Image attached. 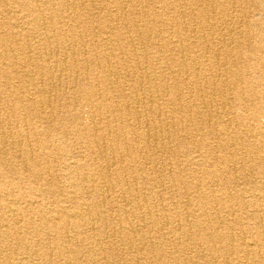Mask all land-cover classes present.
Segmentation results:
<instances>
[{
    "label": "bare ground",
    "instance_id": "1",
    "mask_svg": "<svg viewBox=\"0 0 264 264\" xmlns=\"http://www.w3.org/2000/svg\"><path fill=\"white\" fill-rule=\"evenodd\" d=\"M251 1L258 4L264 14V0ZM108 2L115 6L111 13L107 10ZM15 3H19L21 14L0 16V153L5 152L0 156L3 165L0 169V264H122L117 260L123 258L118 253L125 248L127 256L134 255L135 264H168L176 259L175 252L183 256L194 244H203L209 251L196 264L203 261L221 264L223 248L231 242L230 249L239 247L234 257L238 262L253 256L257 262L264 263V229L257 224L247 226L241 217L230 214L228 218L235 217L233 226L231 219L224 221L218 213L223 207L228 210L230 202H242L241 189L236 193L226 191L222 200L213 193L199 194L198 202H193L192 206L186 199L189 200V191L182 193L176 188L184 180L181 170L161 168L158 171L163 179L156 180L149 173L144 175L158 156L153 151L166 153L167 146L160 141L169 137L166 119L172 117L180 123L194 117L185 119L188 116L186 105L178 85L174 84L176 89L171 90L172 104L167 109L160 102L167 87L160 74L133 77L123 70L124 63L136 70L142 68V59L149 62L154 56L146 49L142 54L143 46H132L135 45L131 43L133 37L151 43L165 40L168 48L172 44L186 59L191 56V48L185 46L183 38L177 40L178 25L190 19L191 12L204 21L212 17L211 13L221 20L242 19L243 14L230 13V9L241 6V1L0 0V10L5 11ZM19 26L27 30L26 36L17 30ZM251 29V25L245 29L249 39L253 36ZM240 46L237 43L229 48L235 53V63L225 60L227 73L234 77L236 84L232 106L236 109L245 103L242 94L247 93L254 107L249 116L244 115L243 126L261 136L264 144V125L259 119L264 114V30L260 31L259 39L249 45L248 60H253V65L239 66L243 62L237 55ZM103 47L108 50L100 49ZM201 49L213 55L218 52L217 48L207 45ZM138 51L141 59L137 58L139 53L134 55ZM157 55L161 57L158 52L154 59ZM218 55L221 56L220 52ZM220 56L211 60L212 67L222 65ZM197 64H202L199 59L185 63L184 68L189 72ZM126 75L130 85L128 93L119 88ZM201 86L197 84L192 92ZM209 94L216 95L213 91L201 94L204 105L208 104ZM79 107L86 108L92 117L100 115L101 123H106L110 129L105 128L104 133L99 130L100 126L87 124L75 112L72 131L62 115ZM210 113L200 115L203 124L212 120ZM231 113L233 110L229 109L228 114ZM57 115L60 116L57 118ZM36 118H40L41 126L35 124ZM17 124L31 125L33 129L30 132L15 130ZM52 131L58 135L57 142L53 141ZM91 136L96 137L93 142L89 141ZM72 137L76 144L94 155L87 160L78 157L80 151L73 152L67 147ZM31 140L37 144H31ZM235 143L243 146L245 140L237 137ZM198 145L207 146L203 140ZM50 148L64 151L57 154L64 159L59 174L52 173V161L48 158ZM208 148L210 158L214 152L209 145ZM252 148L258 152L257 147ZM252 159L254 157L249 160ZM228 165L229 160L224 158L202 164L203 168H210L206 174L214 180H219ZM260 172L264 181V168ZM16 173L17 182L29 188L25 191L32 196L29 201L24 192L18 195L15 192ZM58 175L67 182L63 189L56 179ZM141 182L152 185L156 191L151 188L140 192L134 186ZM262 185L264 182L257 187L256 195L264 200V191H260ZM191 187L198 191L202 185ZM173 188L180 199H186L183 203L188 205L184 208L182 201H174L176 196L170 193ZM64 189L75 192L83 202L80 198H71L70 205L55 207L52 214L49 209L44 212V208H48L45 197H57L58 191L62 193ZM159 190H169L167 198L155 197ZM98 192H102L101 195ZM117 203L120 206L118 204L115 210L112 207ZM248 211L254 212L260 220L261 216L256 213L264 216V205L252 199ZM175 221L180 222L178 228L174 227ZM221 224L229 231L240 228L244 235L242 241L235 242L231 235L223 237ZM84 225L85 231L81 229ZM170 233L174 237H168ZM109 236L112 238L103 245V240ZM15 253L24 255L13 262L9 258ZM186 264L191 263L186 261Z\"/></svg>",
    "mask_w": 264,
    "mask_h": 264
},
{
    "label": "rangeland",
    "instance_id": "2",
    "mask_svg": "<svg viewBox=\"0 0 264 264\" xmlns=\"http://www.w3.org/2000/svg\"><path fill=\"white\" fill-rule=\"evenodd\" d=\"M240 1H241V6H239L236 9H230L231 11L230 13L234 16L243 14L244 18L242 19L236 20V18H234L235 20L233 19L221 20L218 16H214V14L211 13L212 17L204 21L195 17L197 15L194 12L193 13L191 12L189 15L190 19L183 21L178 25L177 31H179L180 36L177 38V40L180 39V37L183 38L181 40L185 44V46L191 48L189 52L191 56L186 57V59L184 58L180 49L178 50L174 48L172 44L171 47L168 48L167 42L165 40H156L153 43H151L150 40L142 39L138 36L133 37V41L131 43L135 45L132 46L134 47L143 46L144 49L140 50L142 54H144L143 52H145L146 49L147 53H150L149 51H151V54H154V56H156L158 52L161 53V57L159 58V56L157 55V57H155L156 59H154V56H152V59L150 58L149 62L148 61L144 62L142 59V68H139L137 70L133 68L131 64L124 63L123 70L132 74L133 77H140L141 75L144 76V78H147L149 75L150 77H153L152 76L153 74L156 75L160 74V77L163 80L162 81L163 84L167 86L164 90V95L162 96L160 102L163 104V107L167 109H170V104H172L171 98H173V94L171 90L173 89V87L176 89L174 84L178 85L179 86L178 91L181 95V98L184 101V106L186 105L185 112H187L186 115L188 116L185 117V119H190L194 117L192 120H187L184 122L181 121L180 123L175 119H173L172 117H168L166 119L165 124H167V132L169 137L167 136V139L165 140L164 138L163 139L160 138V141L162 142V144L164 143L166 144L167 154L160 151H153V149L150 150V152L153 151L155 154H158V156L148 166L147 168L148 171L146 170L147 173H144V175L147 176V174L149 173V176L152 179L154 178L156 180V178L163 179L162 174H160L159 173L160 171H158L161 168H167L170 169L171 171L181 170L184 180L183 183H180V185L176 186V188H178V191H182V193L189 191L190 193L189 200L188 198L186 199L188 203H190V205L192 206H194L193 202L194 203L198 202L199 198H197V195L199 194L213 193L217 196V198L222 200V198L225 197L226 191L236 193L241 189L242 190L241 197H243L242 202L241 203L236 201L230 202L228 209L229 211L223 207L219 210L218 212L219 215L222 216V219L224 221L231 219V223L233 224V226H235L234 218L241 217L243 219L244 224H247V226L253 227L255 224H257L258 226H261L264 229V220H263L264 216L260 213L259 214L256 213V215L261 216L260 220H258L257 216L255 217L253 215L254 212L248 211V205L250 202L252 203V199H254V201L257 202L259 205L261 206L264 205V200L260 196L256 195L258 193L257 187L260 185L261 182H264L262 181L263 174L260 172L261 168L262 169L264 168V164L261 165L260 163L261 158H263L262 161L264 162V144L262 142L261 136L255 135L253 131L248 129V127L243 126V123L245 122L244 115L249 116L251 112H253V107H254L250 105L252 102L247 98L246 96L247 93H243L242 91L243 93L242 95L245 96L244 99L245 103H242L236 109H233L232 106L234 100L233 89L236 88V84L233 80L234 77L230 76V74L227 73L228 64L226 63V61L234 62L235 53L230 50L233 46H236L237 43H240V45H242L237 50L238 53L237 55L241 56L240 60H243V62H241L239 66L244 64L247 65L253 62V60L252 61L248 60L249 59L248 56L250 55V51H251L250 46L254 44V41L259 39L260 31L264 30V14L261 13L262 9H260L259 5L258 4L255 5L254 2H252L251 0H240ZM106 4H109L107 5V10L111 13L115 8L114 4H112L111 2L110 3L108 2ZM20 8L21 7H19V3L12 4L5 11L0 10L1 11L0 16L7 17L12 13L21 14V11H19ZM155 9L157 10L156 7ZM208 13L210 16V12H207V14ZM29 22L32 23L30 21V18H29ZM255 23H260V24L256 25ZM19 25L21 26V23H19ZM249 25L252 26L251 36L252 35L253 36L251 39H249V37L246 35V30H245L246 27H248ZM20 26L17 30H19L23 36H26L27 30H22ZM122 29L125 30L124 28ZM247 44H249L250 46ZM203 45L211 46L212 48H217L218 49L217 54L213 55L210 52L208 53L203 51L201 49V46ZM100 49L103 50L106 48L103 47ZM219 52L221 56L218 55ZM138 53L139 51L136 52L134 55H137ZM218 56H220L222 65H218V66L214 65V67H212L213 64L211 60L217 59ZM137 58L138 59L142 58L140 53L138 54ZM198 59L199 62L202 63L201 65L200 64H197L196 66L194 65V67L189 72L187 69L184 68L185 63L187 62L190 63V61H194ZM251 65H253V63H251L248 66ZM257 65L259 64L257 63ZM127 78L128 76L126 75L122 79L123 81L119 86V88L123 90V92L125 93H128L129 91L128 89H130L129 81ZM144 83L145 82H142V84ZM197 84L202 86L197 88L195 92H192V89ZM136 89L137 88H135V90ZM211 91L215 92L216 95L209 94V97L206 98L208 104L204 105L203 104L204 99L201 97V94H203V92H211ZM211 99H212V103H211ZM138 109L141 110V108ZM150 109L151 111H153L152 108ZM229 109L233 110V113L228 114ZM66 112L67 113L63 114L64 116L61 113L60 115H62L65 123L71 130L74 129L71 123H73L72 115L75 112L79 113L82 120L87 122V124L100 126L101 128H99V130L103 131L104 133L107 132L104 131L105 128L110 129V126H107L106 123L105 124L101 123V120L99 118L100 115L92 117L91 115H89L88 111L84 107L81 108L79 107L78 109L72 110L70 112L68 111ZM205 112L208 113L212 112L210 113L212 114V118H211L212 120L207 121V124H203V122L200 119L201 118L200 115H202ZM60 115H57L56 117L58 118ZM228 118L230 119L227 120ZM259 119L261 120V123L264 125V114L260 115ZM34 121L35 124L39 125L41 120L40 118L38 119L36 118L34 119ZM41 125L42 124H40V126ZM221 125H224L226 129L223 130ZM14 129L15 130L24 129L25 132H30V130H32L33 128L31 125L26 126V125L17 124ZM51 133L53 135L52 136L53 141L57 142L55 140H57L58 135L54 131H52ZM237 137L239 138L240 141L245 140V144L243 146L235 143ZM94 138L96 137L91 136L89 141L93 142ZM72 139L73 137L70 140L71 142L70 141L68 142L67 147L73 152L80 151L78 152L80 153L78 157L83 159L86 158L87 160V158H91V155H94V153L90 154L86 152V149L84 147H81L78 144H76V142H74L76 140L75 138L73 140ZM201 140H203L207 144V146L201 147L200 145H198V142ZM30 143L37 144L35 140L34 141L31 140ZM208 145L211 149L213 148L212 153L214 152L210 158L207 157L209 154ZM182 147H184L183 151L181 150ZM252 147H257L258 152L254 151ZM61 152L64 151L62 149H55V148H50L48 152L49 155L48 158L52 161L50 166H52V170H53L52 173L54 174L55 173L59 174L60 172L59 170L61 168L62 162L64 161L63 158L57 157V154H61ZM2 153L3 151L0 153V156L2 155ZM102 153L104 154V156L107 155L106 152H102ZM4 154L5 152L3 153V155ZM252 157H254V159L249 160ZM219 158H224L225 160H229V165L227 166V169L224 172L220 173V176L218 178L219 180H214V178L212 177L210 178V176L206 174V170H210V168L209 167H206L207 169L203 168L202 164L207 160H212L216 162ZM1 168H3V165L0 166V169ZM96 168L98 169L99 167L96 166ZM14 176L15 177L17 176L15 181L16 183L14 186L15 192L17 193V195L20 192H24L26 194V197L28 198L27 200L29 201L32 198V196L30 193L25 192L29 188L25 184L22 185L21 183L17 182L19 179L17 173ZM56 177H57L56 179L60 180L59 182L61 184V188L62 186L64 188V184H67L65 178H61L60 175ZM196 184L202 185V188H200L198 191H195L193 189L194 187H191V186H195ZM134 187L137 190L140 189V192L143 193L148 189L153 188L152 185L150 184L148 185L143 182L138 183ZM98 189H102V188L99 187ZM152 190L155 189L153 188ZM69 191L71 192L65 191L64 189L62 193L61 191H58L59 196L57 197L54 196L45 197L46 203L48 204V208L47 207L44 208V212H47L49 209L52 214L53 208L55 207L59 208L70 205L71 203H69L70 202L69 200H71V198L74 199L80 198L81 201L83 202L84 199H82V197H78V195H76V193L73 192L72 190ZM159 191L160 193L159 192L157 194L155 193L154 195L155 197L159 198L161 196L162 197L164 196L167 198V195L169 194L168 192L169 190H159ZM260 191H264V185L261 186ZM98 193L101 195L102 192H98ZM170 193L171 195L174 193V195L176 196L174 198L175 202L178 200L182 201L181 203V205L183 206L182 208H184L185 205H188V203L186 204L185 202L183 203V201L186 200L185 198L180 199V197L176 194L175 188H173V190L170 191ZM8 198L10 199L12 197H8ZM5 199H7V197H5ZM38 199L41 200V198ZM19 203H21V200L18 202V204ZM118 204L120 206V203H117L112 208L118 210ZM108 209L110 210V208ZM230 214H234L235 217L231 216L230 218H228V215ZM6 216L9 217L8 215ZM179 225H180L179 221L174 222L175 228H178ZM220 228H221L220 234L223 237H229L231 235L236 240L235 242H240L244 238L241 229L238 227H234L233 230L229 231V229L226 228L225 225L221 224ZM81 229L85 231L86 226L84 225ZM0 230H2V228H0ZM21 232L24 231L21 229ZM170 236L174 237L172 233L168 235V237ZM111 238H112L111 236L106 237L102 242L103 245L107 243ZM224 242L226 241L224 240ZM10 244L14 245V242L10 241ZM228 244H229L228 247L223 248L225 254L222 257L223 261L221 262V264L222 263L223 264H261L257 262L253 256H249L246 259L242 258L241 261L238 262L234 257L238 255L237 252L239 251V247H234L230 249V246L231 244H233V242ZM126 251H127L126 248L122 251L119 250L118 254H120V256L123 258L122 259L119 258L117 260L122 264H135L136 261L133 259L134 255L127 256ZM208 253L209 251L206 249V247L203 244H199V245L194 244L191 246L190 250H186V253L183 256L179 255L178 251L175 252L173 256L176 259L171 260V262L168 264H186V261H189L191 264H196V262H198L199 258L203 254L206 255ZM22 255L24 254L15 253L9 259L13 260V262H17V258H19ZM36 261H39V259ZM201 263L210 264L205 261ZM109 264H111V262ZM137 264H142V263H137Z\"/></svg>",
    "mask_w": 264,
    "mask_h": 264
}]
</instances>
